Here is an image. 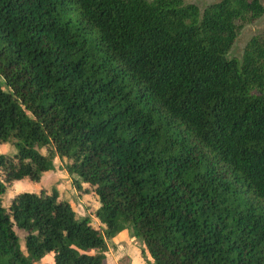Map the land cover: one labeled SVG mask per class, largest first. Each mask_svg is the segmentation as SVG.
I'll return each instance as SVG.
<instances>
[{
    "label": "trees",
    "instance_id": "trees-1",
    "mask_svg": "<svg viewBox=\"0 0 264 264\" xmlns=\"http://www.w3.org/2000/svg\"><path fill=\"white\" fill-rule=\"evenodd\" d=\"M263 13L0 0V143L16 148L0 154V264H106V240L129 229L150 264H264V32L228 57L237 21ZM56 156L93 190L98 225L56 187L3 205Z\"/></svg>",
    "mask_w": 264,
    "mask_h": 264
},
{
    "label": "rangeland",
    "instance_id": "rangeland-1",
    "mask_svg": "<svg viewBox=\"0 0 264 264\" xmlns=\"http://www.w3.org/2000/svg\"><path fill=\"white\" fill-rule=\"evenodd\" d=\"M185 3H193L201 10L212 2L218 0H183ZM264 6V0H260ZM240 29L237 33L234 44L228 52V57L240 58L243 48L247 41L254 35L264 32V13L253 22L237 21ZM0 83L7 90L4 79L0 77ZM16 150L13 142L0 143V154H12ZM43 152H46L44 149ZM70 160L67 158L55 157L54 171L43 178L41 183H29L27 181H17L7 185L6 191L3 194V205H7L12 195L22 189L38 190L40 186L46 185L50 188L56 187L59 191L60 198L70 200L73 209L81 215H89L92 223L98 225V219L95 217V209L99 206L98 199L91 187L79 180L75 174L67 172V164ZM80 184V188L76 184ZM106 264H150L152 261L149 253L144 248L141 240H139L131 229L127 230L123 235L115 238L107 239ZM145 249L144 255L142 249ZM107 253V254H106Z\"/></svg>",
    "mask_w": 264,
    "mask_h": 264
},
{
    "label": "crops",
    "instance_id": "crops-1",
    "mask_svg": "<svg viewBox=\"0 0 264 264\" xmlns=\"http://www.w3.org/2000/svg\"><path fill=\"white\" fill-rule=\"evenodd\" d=\"M68 201L70 202V200L68 199ZM98 208V207H97ZM96 208V209H97ZM95 209V210H96ZM81 215H82V213H81ZM127 230H123V231H121L116 237H118V236H120V235H123L125 232H126ZM115 238V237H114ZM107 254V253H106ZM44 263H48V264H53V258H52V256L51 255H46V256H44L43 258H42V260H41V264H44Z\"/></svg>",
    "mask_w": 264,
    "mask_h": 264
}]
</instances>
